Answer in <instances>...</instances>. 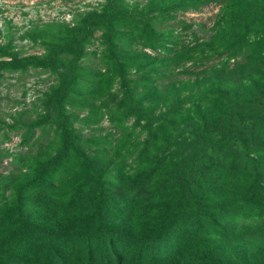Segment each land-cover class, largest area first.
<instances>
[{
  "label": "rangeland",
  "instance_id": "rangeland-1",
  "mask_svg": "<svg viewBox=\"0 0 264 264\" xmlns=\"http://www.w3.org/2000/svg\"><path fill=\"white\" fill-rule=\"evenodd\" d=\"M106 2L0 0V49L6 50H0V63L14 56H47ZM118 2L127 14V26L113 24V49L99 27L81 55L62 53L50 68L0 65V251L8 259L3 256L4 264H45L47 257L50 264H86L89 245L91 264H116V254L124 264H196L189 254L179 256L177 249L184 251L182 238L171 242L155 262L136 255L126 234L149 214L141 213L140 206L133 208L127 191L135 174L166 163L167 178L177 167L190 168L204 146L244 131L252 136L261 131L251 145L264 164V35L248 60L233 58L235 35L244 32L241 27L253 20L264 25V0ZM237 61L240 65L232 66ZM221 103L222 112L217 109ZM208 106L215 110L206 114ZM147 146L151 152L144 154ZM60 159L65 162L60 164ZM56 165L59 168L53 169ZM99 174L113 191L103 217L114 230L98 238L97 222L92 221V239L87 240L78 231L84 229L81 221L89 212L68 209L63 199L81 185H99ZM221 175L230 192L245 185L240 176ZM42 176L50 184L48 190L44 180L27 189ZM129 208L131 219L121 213ZM231 219L235 233L225 243L230 257L226 262L250 264L261 249L264 263V206L248 207ZM110 235L112 241L105 246L102 239ZM221 237L210 231L201 243ZM7 239L14 242L5 245ZM96 239L101 249L94 246Z\"/></svg>",
  "mask_w": 264,
  "mask_h": 264
},
{
  "label": "trees",
  "instance_id": "trees-1",
  "mask_svg": "<svg viewBox=\"0 0 264 264\" xmlns=\"http://www.w3.org/2000/svg\"><path fill=\"white\" fill-rule=\"evenodd\" d=\"M168 10L169 8L166 9V11ZM126 17L127 14L123 11L118 0H107L103 10L87 15L83 27L74 30L65 40L58 42L47 56H30L24 59L14 56L11 60L2 61L0 65L3 68L12 69L24 68L29 65L50 68L57 64L56 61L59 60V55L62 53L81 55L86 41L99 27L105 29L107 44H111L113 49V30H115L113 24L117 22V27H126ZM253 21L241 27L244 32L235 35L236 42L233 44L236 47L233 57L235 60L239 56H244L246 61L252 57V48H259L260 39L264 35V25L259 27L256 23L257 20ZM145 33L152 36L149 31H145ZM0 50L6 51L5 49ZM111 53L116 55L114 51ZM238 65L240 62L232 66ZM230 68L231 65L227 64L226 74L229 73ZM221 107L222 103L217 104V109L222 112ZM213 110L215 108L208 106L205 107L204 113L208 114ZM260 132L255 131L253 136L250 134L251 131H244L239 136L220 137L217 139V145H206L200 153H197L198 155L194 157L190 168L177 167L171 174L169 172L170 176L167 178L164 177V174L168 173L167 170L170 167H167L166 163L165 165L158 163L152 167L141 169L135 174L127 191L132 201L135 202L133 208L139 209L140 206L143 209L141 213L149 214V219L137 221L134 228L130 229L126 235L129 236L128 240L133 244L135 253L140 259L149 258V263L155 262L158 255L162 256L168 252V245L171 242L175 243L176 238H182L184 243L180 247L184 251L177 249L179 256L183 257L184 253L189 254V261L196 264H228L226 261H230V257L225 243H228L229 238L235 233V230L230 226L231 215L246 211L251 206H264V164L260 158L261 153L257 157L253 155L255 146L251 145L256 143L255 139H257L258 133L261 134ZM150 152L148 146L143 150L144 154ZM60 160V164L65 162V159ZM88 163H92V161ZM57 168L59 165L53 167V169ZM222 173L232 178L240 176L244 179L245 185H242L243 188L238 192L237 190L230 192L222 182ZM43 176L35 180L36 183L27 184V189L34 184L38 185L43 180L46 181ZM101 176L102 174L98 175L99 185H81L71 191L68 199H63L65 200L64 206L68 209L78 212L77 208L80 207L82 211L89 212L81 221V224H85L84 229L78 231L87 240L92 239L91 227H94L91 225L92 221L97 222L98 231L95 235L98 238L104 237L105 233L109 234L114 230L109 227V223L103 217L106 216L103 215L106 200L110 198V193L113 191L101 182ZM42 185L47 190L50 186L48 181ZM53 202L55 201L49 200L48 203L53 204ZM83 202H87V204L83 205ZM81 210L80 212H82ZM121 213H124L127 219L132 218L131 208L124 209ZM22 220L28 223L29 219L23 217ZM210 231L215 234L219 233L222 237L216 240L211 238L206 244L205 242L201 243L203 238L208 237ZM17 234L32 235L33 233L17 232ZM50 239L51 237L48 236V240ZM111 241V235L107 241L102 239L105 246ZM12 242L14 240L7 239L5 245H10ZM94 246L101 249L100 239L95 240ZM148 246H152V249L147 250ZM182 252L184 253L181 255ZM92 254L93 248L89 245L86 248V264H91L94 261ZM18 255L13 252V256H16L17 259ZM262 255L261 249H258V253L251 256L253 262L250 264H264L260 258ZM3 256L7 259V256L0 251V264L5 263ZM115 260L116 264H124L123 257L119 254H116ZM209 261L211 262L209 263ZM45 264H50L48 257ZM245 264L248 263L245 262Z\"/></svg>",
  "mask_w": 264,
  "mask_h": 264
}]
</instances>
